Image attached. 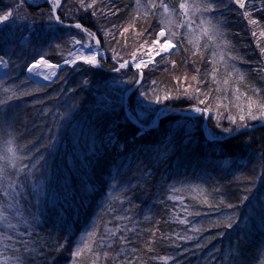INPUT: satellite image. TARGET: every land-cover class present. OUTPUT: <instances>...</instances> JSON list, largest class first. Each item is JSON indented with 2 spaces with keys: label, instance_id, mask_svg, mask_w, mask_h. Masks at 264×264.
<instances>
[{
  "label": "trees",
  "instance_id": "obj_1",
  "mask_svg": "<svg viewBox=\"0 0 264 264\" xmlns=\"http://www.w3.org/2000/svg\"><path fill=\"white\" fill-rule=\"evenodd\" d=\"M33 1L18 7V0H0V15L13 13L0 24L7 63L0 77V156L10 155L12 141L19 157L15 167L0 159V206L13 188L21 218L18 227L0 228V264H264V119L233 123L238 110L221 107L208 112L206 123L193 110L205 106L196 98L155 101L157 94L182 93L186 84L194 97L234 98L229 90L217 92L211 79L213 53L221 49L200 36L201 20L221 33L227 65H216V78L231 73V88L249 96L258 89L264 98V0H241L245 8L237 0H139L142 7L138 0H84L90 8L61 0L77 9L72 15L60 6L62 24L95 33L108 59L100 68L63 67L48 85L30 80L28 68L41 57L64 64L85 37L50 19L46 0ZM161 2L170 10L181 2L212 9L190 12L191 28L169 31ZM184 19L180 11L173 15L176 23ZM161 29L166 38L177 34L174 51L143 68L142 83L127 98L138 75L131 66L115 69L163 41ZM165 108L174 112L160 118ZM157 118L158 126L144 129ZM93 230V251L75 256Z\"/></svg>",
  "mask_w": 264,
  "mask_h": 264
},
{
  "label": "snow or ice",
  "instance_id": "obj_2",
  "mask_svg": "<svg viewBox=\"0 0 264 264\" xmlns=\"http://www.w3.org/2000/svg\"><path fill=\"white\" fill-rule=\"evenodd\" d=\"M52 2V9H53V15L50 16V19H54L58 23H63L59 15H55V9L60 7L61 0H51ZM238 3H240L241 7H244V4L241 2V0H237ZM24 3V0H18V7L22 6ZM81 6L82 7H92V4H87L84 5V0H80ZM157 5L156 4H151L149 5L150 8H155ZM162 9L161 15L163 16V19L161 20V23L165 25L171 31V28L173 26L175 27H188L191 28L192 25V20H191V15L189 14L190 12L192 14H195L197 12H200L201 10L203 11H210L212 9L211 4H203L201 5L200 3H188V2H181L179 4L178 9L170 10L166 4H161L159 5ZM138 7H142L139 5V0H138ZM176 11H180V15L183 16L185 19L182 20L179 23H176L173 20V15ZM147 14V13H146ZM13 17L12 11H8L4 13L3 15H0V24H4L5 22H8L10 18ZM252 23H256V21H251ZM76 28L81 29L82 31L86 32L90 38H95V34L90 32L87 28H84L82 24H75L74 25ZM199 29L200 36L206 37L208 41H212L215 43V46L217 49H221L218 52L213 53V59L212 63L214 65L212 72H211V79L212 81L219 85V87L216 89L217 92H223L225 90H229L234 93V98L229 99L228 95H220L216 97H212L209 95H204L203 98H200V96H193V93L188 92V87L190 85H185V88L183 89L182 93L178 89L177 92L178 94L173 96L170 92H165L164 95L161 97L159 94L155 96V101L157 103H160L162 100H169V99H180L181 94L188 96L189 98H196L198 100V103L200 105H205L204 107H195L193 110L197 113H208L216 110L219 112L220 108L223 107L225 110H230V107H235L238 110V115L237 116H232L230 119L232 120L233 123H236L237 120L243 122L245 119H264V98H257L256 93L259 92L258 89L253 90V95L249 96L246 92L245 93H240L239 88H231L230 87V80H231V73L226 72L225 76L222 80L216 78V73L218 72V68L216 67L217 64L223 63L225 66L227 65V61L225 60V55L226 53L222 50L223 45L219 42V38L221 36V33L217 26L212 25L209 21H204L201 20L200 25L197 26ZM129 29L125 28L124 31L127 32ZM166 33L164 29H161V31L158 33L159 37H165ZM177 34L175 32H171V36L166 38L164 40V43L160 45V50L161 51H166L168 50L169 47H171V37L176 36ZM200 36H197L195 40H190V43H193L194 47H198L199 45V39ZM75 43L79 44L81 41L77 40ZM95 43L98 45L100 43L99 39L95 40ZM154 44L156 43L155 41L153 42ZM91 46V45H90ZM195 54V53H194ZM135 55V53H133ZM99 53L98 52H93L90 55H80L79 57L66 61L67 63H76V59L83 60L84 63L93 66V67H99L101 64V60L98 59ZM146 62L144 60H140L135 64V67L137 69L141 68V65L145 64ZM0 64H3L5 67L7 66L6 61L3 60L2 57H0ZM41 66H47L49 68L53 67L52 65L49 64V62L41 57L39 60L36 61L29 69V72L35 71L36 75H41ZM127 66V61L124 63L120 64V68H124ZM120 68L115 69L116 71H119ZM54 75V73H53ZM142 75V73H141ZM45 79H48V76L44 77ZM184 81H187V77L183 78ZM193 80H196V77H192ZM240 80H243V75H240L239 77ZM179 83V81H178ZM199 83V82H198ZM196 93L200 92V88L197 87L195 89ZM227 102V103H225ZM214 104V106H213ZM258 113V114H254ZM241 126H246V125H241ZM225 131H231V129H225ZM7 153H10L9 156H0V159L8 160L13 167H15V161L19 159V157L16 155V149L12 146V141H8V147L6 149ZM4 174V168L0 167V175ZM243 199L247 200L248 197L245 196ZM229 207H232V205H229ZM3 218V217H0ZM232 218H229V221L227 222L226 226L231 228L232 227ZM182 223L185 221H181ZM97 235L96 231H90L87 234V240L86 242L83 243L82 247L78 248L76 252L74 253L75 256L81 257L85 250L87 252H92L93 249L91 247L92 244L95 243V240L93 239ZM123 239V238H122ZM167 259V258H164Z\"/></svg>",
  "mask_w": 264,
  "mask_h": 264
},
{
  "label": "rangeland",
  "instance_id": "obj_3",
  "mask_svg": "<svg viewBox=\"0 0 264 264\" xmlns=\"http://www.w3.org/2000/svg\"><path fill=\"white\" fill-rule=\"evenodd\" d=\"M25 1L27 3H32V4L34 3L33 0H25ZM48 4L50 5V7L52 9L51 0H49ZM60 6H61V4H60ZM243 8H245V7H243ZM58 9L59 8L55 9V13L56 14H57V10ZM251 9H252V6H251ZM61 10L66 12V13H68V14L70 13L72 15L77 13L76 12L77 9H75V8L71 9V7H67L66 8L65 6H61ZM244 14H246L245 15L246 18H249L248 16H251L249 12L247 13L246 9L244 11ZM52 15H53V9H52ZM75 29L81 30V29H78V28H75ZM82 32H83L84 37H85L83 43L80 44L76 48V50L66 59V61L73 60V59L79 57L80 55H90L93 52H98L99 53L98 59H100L101 62L102 61L105 62L108 59V55H107L105 49L103 48L101 42L98 45L95 43V40L99 39L98 36L94 33L95 34V38L93 39V38H90L86 32H84V31H82ZM166 36L167 35H165V37H161V40H163V41L156 42L151 47H147L146 48V50L147 51L149 50V51L146 53V55H144L141 59L138 60V61L144 60L146 62L145 64L141 65L140 69H137L135 67V64L138 61L129 62V63H131L130 66L134 69V71H136V73L138 75V80L136 82V85H134V87L129 88V90L127 92V95H128V93L132 94L138 88V86L142 83V81H143V71H142L143 68H145L146 66L152 64L155 61V59H157L159 56H161L163 54L164 55L171 54L174 51V45H173V43L171 41H170V43H171L172 46L169 47L168 50H166V51H161L160 50V45H162L164 43V40L166 39ZM66 61L64 62V64H62L63 67L72 66V65H75L77 63H84L83 60H80V59H76V63H74V64L73 63H67ZM62 65H60V66L52 65L53 67H51V68H49L47 66H41V69H40L41 72H42L41 75H36L35 74L36 70H34L33 72H29L27 70V75H28L29 79L34 81L35 83L48 85V84H51L52 82L55 81L59 70L63 68V67H61ZM130 66H128V67L126 66L124 68H120L119 67V68H120V70H126ZM100 67H101V64H100L99 67H95V68H100ZM116 72H118V71H116ZM53 73H54V75H53ZM141 73H142V75H141ZM180 74H181L180 75L181 79H183L184 77L190 78V76H189L190 74L188 73V71H183ZM4 75H5V68H4L3 64H0V77H3ZM45 76H48L49 78L45 79L44 78ZM130 95H129V97H130ZM173 112H174L173 110H171L169 108H165V109L160 111L159 117H162V116L164 117L165 115H168L169 113H173ZM205 115H206V118L209 117L208 113L205 114ZM9 189H11V192L10 191L6 192L8 194V198H6V204L4 203L2 206H0V207H3V214H0V217H3V218H0V228L3 229V230L4 229L5 230H9L11 227H18L20 225L19 221L21 219L20 218V214H19V210L16 208V203H15V201H16V198H15L16 197L15 196L16 191L13 188H9ZM5 262H6L5 260H1L2 264H4Z\"/></svg>",
  "mask_w": 264,
  "mask_h": 264
},
{
  "label": "water",
  "instance_id": "obj_4",
  "mask_svg": "<svg viewBox=\"0 0 264 264\" xmlns=\"http://www.w3.org/2000/svg\"><path fill=\"white\" fill-rule=\"evenodd\" d=\"M47 2L49 3V0H47ZM55 15H57L56 13H54ZM58 23V22H57ZM59 25H61V26H63V27H72V28H76L75 26H73V25H63V24H61V23H58ZM131 65V63H128L127 64V67L128 66H130ZM61 67H63V65L61 66ZM131 93H128V95H127V98L129 97V95H130ZM199 114H207V113H199ZM179 115H182V116H189V117H191L192 115H190V114H187V113H179ZM163 117V116H162ZM161 118V117H160ZM160 118H158L156 121H155V123L154 124H152L151 126H148V127H146V129H149L150 127L152 128V127H155V126H157L158 124H159V120H160ZM206 119H208V117L206 118ZM135 124H137V125H139L138 124V122L136 121V120H134L133 121ZM206 125V124H205ZM140 126V125H139ZM256 127V126H255ZM258 127V126H257ZM228 137H230V136H228ZM218 140H220V139H218Z\"/></svg>",
  "mask_w": 264,
  "mask_h": 264
},
{
  "label": "bare ground",
  "instance_id": "obj_5",
  "mask_svg": "<svg viewBox=\"0 0 264 264\" xmlns=\"http://www.w3.org/2000/svg\"><path fill=\"white\" fill-rule=\"evenodd\" d=\"M125 110L128 111V110H127V107L125 108ZM179 113H181V112H179ZM157 119H158V118H157ZM134 120H135V119H132V121H134ZM207 120H208V119H206V121H205L206 123H207ZM136 121H137V120H136ZM159 121H160V120H159ZM154 123H155V122H154ZM154 123H153V124H154ZM138 124H139V123H138ZM139 125H140V124H139ZM151 125H152V124H151ZM151 125H150V126H151ZM261 125H264V122H263ZM157 126H158V125H157ZM155 127H156V126H155ZM152 128H153V127H152ZM144 129H145V130H148V129H146V127H144ZM149 129H151V127H150Z\"/></svg>",
  "mask_w": 264,
  "mask_h": 264
}]
</instances>
